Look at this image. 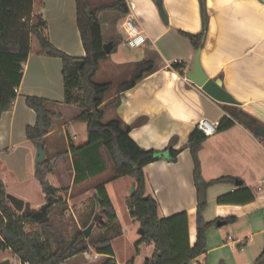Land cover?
Masks as SVG:
<instances>
[{
  "label": "crops",
  "instance_id": "1",
  "mask_svg": "<svg viewBox=\"0 0 264 264\" xmlns=\"http://www.w3.org/2000/svg\"><path fill=\"white\" fill-rule=\"evenodd\" d=\"M94 1L99 3V0H91L92 3ZM127 2L138 26L147 37V43L131 47L125 42L126 35L122 28L125 15L113 11L112 20L111 12L99 13L100 19H103L105 39L114 44L110 59L102 63L99 72L109 78L129 79L131 68L127 67L128 64L156 53L160 56L159 69L122 93H117L115 87L106 101L119 95L121 102L116 109L107 112V117L120 116L132 126L130 135L142 148L155 150L163 156L145 167L147 194L158 199L159 214L162 217L187 212L189 243L193 245L197 231L195 210L200 193L194 176L193 156L188 146L189 137L201 118L219 123L225 115H229L223 105L225 103L215 100L187 78L197 50L191 39L182 32L202 31L201 3L200 0H162L166 21L156 0ZM206 6L209 26L201 49L202 67L209 77L222 79L224 88L239 102L234 106L255 117L264 126V2L206 0ZM34 12L42 14L47 21L45 33L53 45L74 57L86 56L78 26L77 0H34ZM108 25L113 26V29L108 31ZM35 46L33 49L31 44L13 106L1 116L0 159L7 168L0 164V179L4 178L7 193L23 198L25 205L28 203L31 209L43 211L50 204V198L47 197L46 203L36 201L29 193V186H21L31 179L39 181L35 177V169L30 174L26 163L27 156L34 152L26 128L37 121V114L27 105L26 97H44L51 101L48 106L52 111L62 114L59 120H63V123L58 125L56 122L54 129L46 135L45 148L49 142V153L59 151L60 145L66 144L69 149L71 144H75L67 125L85 121L76 105L64 103L63 60L41 52L39 43ZM183 60L187 63L185 67L175 69L171 66L173 62ZM87 138L88 133L84 129L81 143L75 145L84 144ZM169 148L181 149L176 162L167 159ZM16 155L20 157L16 158ZM199 157L201 175L205 181L221 176L235 178L207 188V194H212L216 202L214 219L226 220L227 217L235 216V220L239 221L246 218L250 228L252 225L258 228L252 232L253 235L264 233V138L257 137L243 124L236 123L208 136ZM56 161L57 158L53 160L54 163ZM5 174L11 181L6 180ZM127 177L109 182L124 181ZM237 180L241 183L237 184ZM12 181H17V184L10 190L8 184ZM125 182L127 189L134 184L131 177ZM108 184L107 191L121 225V212ZM123 190L122 198L126 203L130 195L124 187ZM225 194H230V203H218V198ZM252 194L255 198L248 201ZM39 207L42 209L39 210ZM126 208L130 214L127 204ZM96 216L97 210L94 219ZM132 221L133 224L138 222L133 217ZM79 228L82 230L81 226ZM149 244L153 255L154 245ZM214 249L221 247L207 249L204 254ZM9 251L6 249L0 252V262L4 261ZM220 256L215 259V264H218ZM114 258L116 260L115 255ZM116 264H119L117 260Z\"/></svg>",
  "mask_w": 264,
  "mask_h": 264
},
{
  "label": "trees",
  "instance_id": "2",
  "mask_svg": "<svg viewBox=\"0 0 264 264\" xmlns=\"http://www.w3.org/2000/svg\"><path fill=\"white\" fill-rule=\"evenodd\" d=\"M203 29L199 33L182 32L187 35L196 50L202 49L209 26V14L206 0H200ZM87 8L90 10L87 11ZM78 26L80 29L86 56L74 57L57 48L47 37L45 31L47 21L42 14L34 12V0H0V121L2 113L12 108L18 94L24 72V64L31 51L32 36H35L41 52L63 60L62 74L64 78L65 98L67 105H76L82 113V119L87 124V141L82 145L71 144L62 154H70L76 171L74 182L79 183L95 177L108 168V160L112 162L114 171L112 177L96 186L93 202L100 207L102 222L105 228L113 227V233L104 231L101 235L85 236L84 230L78 229L74 241L65 245L55 246L58 233L56 226L49 222L47 216L51 203L43 211L31 209L26 203L25 209L18 212L7 199V188L0 179V252L11 249L23 261L29 264H62L65 260L95 248L104 255L97 264H116L112 240L120 231L116 209L108 194L106 184L109 181L129 176L136 186L134 194L126 199L130 214L140 223L143 229L141 242L152 243L154 254L146 259L145 264H187L207 251L206 231L216 221H206L203 215L205 204H198L195 210L197 227L196 241L189 243L187 212H181L170 217L159 214V201L147 194V177L145 167L154 161L162 159L155 150L142 148L130 135L132 126L118 115L106 119L110 109H116L121 98L114 96L107 100L108 94L115 88L112 81L98 82L95 80L101 70L102 63L111 57L106 53L103 25L99 13L110 10L126 16L130 12L127 0H111L93 5L91 0H77ZM115 49V48H114ZM84 61L81 66L76 61ZM160 56L152 54L140 61L128 64L131 77L122 80L116 87L117 93L133 88L139 81L159 69ZM186 61H176L171 64L175 69L186 66ZM26 103L37 114L34 125H28L26 135L36 146L46 143L48 135L61 113L52 111L48 104L50 100L36 95L26 97ZM229 115H225L217 125V131L226 130L236 123H241L255 133L257 127H264L255 117L239 109L237 106L223 104ZM234 110V112H232ZM207 136L196 128L189 137L188 146L194 160V176L197 187L206 189L213 184L233 181L231 176H221L205 181L201 175L199 152ZM181 149L169 148L168 160L176 162ZM61 153H59V156ZM55 163L46 154L44 161L37 163L35 177L43 185L47 194L55 198V204L62 201L58 194L62 188L51 185L47 175L54 169ZM66 190V189H64ZM230 194L218 198V203H230ZM252 194L248 201H252ZM247 202V201H246ZM41 214V216H39ZM99 215L96 219H99ZM235 216L225 218L235 220ZM91 223V218L84 221V227ZM33 225L27 231L25 226ZM138 244V243H137ZM220 264H224L221 262ZM254 264H264V248Z\"/></svg>",
  "mask_w": 264,
  "mask_h": 264
},
{
  "label": "rangeland",
  "instance_id": "3",
  "mask_svg": "<svg viewBox=\"0 0 264 264\" xmlns=\"http://www.w3.org/2000/svg\"><path fill=\"white\" fill-rule=\"evenodd\" d=\"M103 2H111V0H99V3H96L95 1L91 3L93 5H97ZM108 12H111L113 20V10ZM100 20L101 22L103 21L102 18ZM110 29H113V26L108 25L107 30L109 31ZM31 44L33 49L36 47L35 45L38 44L35 36H32ZM95 80L98 82L112 81L116 83L115 87H117L124 79L120 77L109 78L107 75H104V73L99 72ZM112 92H110V94ZM110 94H108V97ZM106 119H109V115L108 117L106 116ZM57 123L58 125H61L63 120H57ZM67 129L71 134L73 143L80 144L84 129L87 131V124L85 122L68 124ZM69 140H71L70 137ZM48 143L49 142H47V146L45 148L47 157L52 160L57 158V161L53 171L47 175V179L51 185H56V187L62 188L58 194L63 197L61 202L55 204V198L50 196L51 206L49 207L50 209L47 213L49 222L56 226V229L59 230L55 237V246L57 247L58 245L63 244L66 247L70 245L74 241V234L78 229H80V226L82 230H86L91 224H93L90 233L92 236L101 235L106 230L109 231L108 233L112 234L113 225L110 226L109 229L107 227L105 228V225L102 224L104 218L101 215L100 207L93 203L95 201L94 192L96 186L101 182L109 180L114 173L112 169V162L108 160V168L105 172L83 182L76 183L74 182L76 171L74 169L71 155L62 154L64 151L68 150V146L66 144L60 145L59 151L49 153ZM33 146L34 152L29 154L26 158L28 172H30V174L34 171V169L36 172L37 168L36 145L33 143ZM59 153H61L60 156ZM15 157L19 158L20 156L16 155ZM0 164L5 169L7 168V165H5L4 161L1 159ZM5 177L7 178H5L6 180L11 181L6 174ZM127 179H129V177H127L124 181L108 182V187L113 195V199L117 203V208H119V211L121 212V225L118 228L120 234L112 240V248L115 249V257L119 264H145L146 259L152 255L153 250L151 249L149 243L145 241L141 242L140 223L137 222L136 224H133L132 217L127 212L126 203L123 202V187L126 191L128 190L129 194L131 190V187H129V189L126 188L125 181ZM15 183L17 184V181L9 182L8 187L10 190H12ZM21 186L23 188L29 186V193H31L33 199L46 203L47 194L45 193L43 185L40 181L31 179L29 183L21 184ZM68 199H70V201ZM215 205L216 202L214 201L212 194L208 193L203 212L206 221H209L210 219L213 221L216 220L214 219ZM123 206L124 208H122ZM41 209L42 207H39V210ZM72 209H74V211H72ZM96 210L97 215L100 217L99 219H94V213ZM89 218H91V223L87 227H84V221ZM249 226L250 225L246 222V218H242L239 221H228L222 226H218L217 222H215L209 226L206 231L207 249L218 246L221 247V249H214L210 251V253L208 252L203 256H199L192 260L190 264H200L201 262H204L205 264H215V259L220 255L221 258L217 262L218 264L221 262H224V264H254L256 258L260 255V252L264 247V233H256L253 235L252 232L257 231L258 228L254 225H252V228ZM32 227L33 225L27 224L25 229L29 231ZM228 235H231L234 238H239L240 240L244 239L243 250L240 249L238 243L228 240ZM96 253H98L97 250L95 248H91L84 253L65 260L62 264H97L102 261L104 255L98 253L100 254L99 257H95ZM5 255L6 257L4 261L0 262V264H11V256L14 255L12 250L10 249V251Z\"/></svg>",
  "mask_w": 264,
  "mask_h": 264
},
{
  "label": "water",
  "instance_id": "4",
  "mask_svg": "<svg viewBox=\"0 0 264 264\" xmlns=\"http://www.w3.org/2000/svg\"><path fill=\"white\" fill-rule=\"evenodd\" d=\"M264 2V0H262ZM156 3L161 11V14L163 18L167 21V15L163 9V2L162 0H156ZM90 10V8H87V11ZM113 41L106 42L104 44V49L106 53L110 54L113 49ZM81 66L83 65L84 61L82 59H78L76 61ZM187 78L200 86L207 94H209L212 98L215 100L230 104V105H236L239 102L224 88L223 81L221 78H211L209 75L204 71L202 64H201V48L197 50L194 61H193V67L190 71L187 72ZM234 112V110H232ZM255 133L259 136L264 138V127H257L255 129ZM46 158V151H45V144L44 143H38L37 149H36V162H42ZM54 163V162H53ZM237 184H240L241 181L237 180ZM135 184H132L130 194L133 195L135 191ZM206 196H207V189L205 186H201L200 188V195H199V204H205L206 203ZM7 199L10 201L12 206L15 210L18 212H22L25 209V200L19 196H16L12 193H7L6 195ZM218 226H222L226 224V220L224 219H218L217 221ZM93 227V224H91L86 230H84V234L86 237H88L91 233V229ZM143 229L140 228V234L142 235Z\"/></svg>",
  "mask_w": 264,
  "mask_h": 264
},
{
  "label": "built area",
  "instance_id": "5",
  "mask_svg": "<svg viewBox=\"0 0 264 264\" xmlns=\"http://www.w3.org/2000/svg\"><path fill=\"white\" fill-rule=\"evenodd\" d=\"M122 28L126 35L125 42L131 47L145 45L147 43V37L145 36L143 30H141V28L138 26L136 17L131 12L125 16L122 23ZM217 125L218 123H214L203 117L198 121L197 128L208 137L217 132ZM228 239L238 243L240 249L243 250V240H235V238L231 235H228ZM99 255L100 254L96 253L95 257H99ZM11 259V264H29L28 261H23L15 253L13 256H11ZM201 264L205 263L202 262Z\"/></svg>",
  "mask_w": 264,
  "mask_h": 264
}]
</instances>
